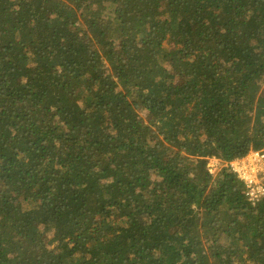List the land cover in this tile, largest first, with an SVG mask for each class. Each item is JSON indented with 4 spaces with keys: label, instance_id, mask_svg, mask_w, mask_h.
Returning a JSON list of instances; mask_svg holds the SVG:
<instances>
[{
    "label": "trees",
    "instance_id": "obj_1",
    "mask_svg": "<svg viewBox=\"0 0 264 264\" xmlns=\"http://www.w3.org/2000/svg\"><path fill=\"white\" fill-rule=\"evenodd\" d=\"M263 147L264 0H0V264H264Z\"/></svg>",
    "mask_w": 264,
    "mask_h": 264
},
{
    "label": "built area",
    "instance_id": "obj_2",
    "mask_svg": "<svg viewBox=\"0 0 264 264\" xmlns=\"http://www.w3.org/2000/svg\"><path fill=\"white\" fill-rule=\"evenodd\" d=\"M218 165H222L220 159ZM208 169L213 173L212 164ZM229 167L244 183L245 194L248 201L255 205L264 198V147L252 149L242 157L234 158L229 162Z\"/></svg>",
    "mask_w": 264,
    "mask_h": 264
},
{
    "label": "rangeland",
    "instance_id": "obj_3",
    "mask_svg": "<svg viewBox=\"0 0 264 264\" xmlns=\"http://www.w3.org/2000/svg\"><path fill=\"white\" fill-rule=\"evenodd\" d=\"M141 116L147 118L145 112H143V113L141 112ZM218 159H219V158H217V157H215V156H212V157H209V158H208V164L210 163V164H212V166H213V173H211L210 171H209V172H210L211 174H213V175H215V174L218 172V170L220 169V167H221L220 164L218 165V163H219V162L217 161ZM208 164H207V165H208ZM207 167H208V166H207ZM208 170H209V169H208ZM55 244H56V243H54L52 246H54Z\"/></svg>",
    "mask_w": 264,
    "mask_h": 264
}]
</instances>
